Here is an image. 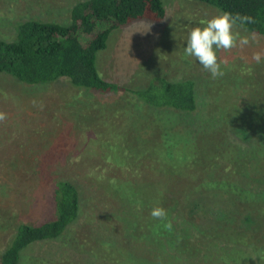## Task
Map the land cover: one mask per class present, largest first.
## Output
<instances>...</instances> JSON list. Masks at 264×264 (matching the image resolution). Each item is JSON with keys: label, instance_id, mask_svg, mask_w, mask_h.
I'll list each match as a JSON object with an SVG mask.
<instances>
[{"label": "rangeland", "instance_id": "374dc122", "mask_svg": "<svg viewBox=\"0 0 264 264\" xmlns=\"http://www.w3.org/2000/svg\"><path fill=\"white\" fill-rule=\"evenodd\" d=\"M74 1L0 0V37L12 38L15 23L31 17L67 22ZM162 2L164 18L134 19L113 29L107 45L96 53L98 72L127 86L125 90H81L64 77L25 84L0 72V111L7 114V119L0 122V131L7 129L9 138L21 141V150H14L18 160L34 165L44 157L50 171L69 174L81 191V208L75 221L59 236L36 240L22 248L16 264H260L253 254L260 247H256L257 241L247 239L252 235L245 233L237 237L238 242L226 238L209 241L200 239L197 233L193 239L185 237V227L173 226L165 236L168 243L161 245L159 232L165 230L161 227L157 233L156 220L150 215L161 191L155 182L163 180L178 186V177H184L185 182L194 177L203 181L206 171L200 170L203 162L198 158L203 156L207 161L218 151L235 155L234 149L228 148L229 140L243 146L252 143L250 163L244 168L252 169V176L255 171L264 172V139L258 143L262 128L256 129L260 124L253 122V129L227 125L231 118L244 116L243 112L253 120L264 116V61L257 64L252 60L255 51H264V35L255 33L256 41L244 49L218 52L228 63L223 67L225 74L213 79L195 58L184 55V48L191 29L203 26L202 21L221 11L198 0ZM247 33L253 32L247 29ZM153 75L171 80L192 77L199 113L140 105L131 90L144 87ZM237 104H244L242 110L236 108ZM82 124H89L91 134H85L84 144L75 151L82 137L75 133ZM226 125L229 128L224 133ZM163 137L171 139L169 149L163 148L167 145ZM74 139L79 140L69 144ZM59 140L66 142L55 151ZM5 144L8 146L4 148L16 147L14 142ZM173 146L170 154L167 150ZM58 148L64 150L65 158ZM193 154L194 159L188 162ZM240 166H244V159ZM27 176L11 182L10 200L32 201L40 218L49 216L51 204L37 192L39 179H33L32 172ZM113 179L115 196L100 184ZM252 184L258 186L253 179ZM196 189V194L186 197L182 214L203 228L212 225L213 219L206 220L202 209L208 213L212 210V215L222 219H235V215L236 221L243 219L242 214L231 213L236 205L230 192ZM193 201H199L195 210L190 209ZM120 204H126L125 211L118 209ZM4 238V231H0V251Z\"/></svg>", "mask_w": 264, "mask_h": 264}, {"label": "trees", "instance_id": "16d2710c", "mask_svg": "<svg viewBox=\"0 0 264 264\" xmlns=\"http://www.w3.org/2000/svg\"><path fill=\"white\" fill-rule=\"evenodd\" d=\"M198 1L209 4L221 12L228 11L253 17L255 23L246 24L244 27L249 31L264 35V0ZM165 15L166 9L162 0H75L68 9L67 22L31 17L15 23L12 38L0 37V72L9 74L25 84L47 83L64 77L70 84L81 90L102 93L125 90L127 86L103 77L98 72L97 51L107 45V38L113 29L134 19L161 20ZM131 91L141 101L140 105L160 110L174 109L196 115L199 113L200 104L195 80L192 77L171 80L163 75H153L144 87ZM261 98L264 100V96ZM242 105L244 104H237L236 108L242 110ZM243 113L244 116L231 118L227 125L246 126V128L253 129L255 128H252L253 122L259 123L256 129H262H259L258 143L262 142L264 116L253 120L247 118L245 112ZM240 114L242 115V112ZM82 126H79L80 130L75 133L76 135L82 134L78 148H74L75 151H78L84 144L85 134H91L89 124H82ZM9 137L7 129L0 131V231H4L5 237L3 239L5 243L0 251V264H16L22 248L31 242L59 236L75 221L81 208L80 188L69 174H62L59 170L50 171L46 162H43L44 157L34 161V165L29 160H18L14 150H21L23 145L17 138ZM162 139L167 144L166 147L164 145L162 147L169 149L172 146L171 139L166 137ZM78 140L74 139L69 144ZM8 142H14L16 147L13 145V149L10 146L4 148L3 146ZM64 142L60 140L55 142V151L56 146ZM228 148L234 149L235 155L218 151L212 154V158H208L207 161L202 160L203 156L198 158L203 162L200 170L206 171L203 181L201 177H194L185 182L184 177H178L177 180H182V182L176 180L175 184H179L178 186L167 184L163 180L153 183L161 191L152 206L164 207L168 211V218L173 226L185 227L182 228L185 237L191 239L197 233V237L200 239L203 237L209 241L226 238L238 242L237 237L241 238V233L252 235V238L247 239H252V242L257 241L256 247H260L255 250L257 253L253 252V254L260 264H264V172L261 173L258 170L252 176V169L244 168L250 163L248 160L252 155L250 152L252 143L249 146H243L229 140ZM173 149L174 146L171 151H167L171 154ZM63 151L59 149L62 157L65 158L67 155H64ZM193 159L194 154L187 160L191 162ZM243 159L244 166L241 168ZM222 169L226 172L220 173ZM28 172H32L33 179H39L37 180V192L46 196L51 204L49 216L40 218L32 201H29V204L27 202L16 203L14 202L16 199L13 200L12 197L10 200L9 198L13 188L11 182L21 176L28 177ZM114 179L109 184L108 182L100 183L102 189H110L112 196H115L112 189L116 186ZM252 179L258 184L255 188ZM198 187L205 188V193L220 190L230 192L233 204L236 205L235 210L231 209V213L234 215L238 212L239 215L242 214L243 219L236 221L235 219L238 218L236 215L235 219L230 217L222 219L215 214L212 215V210L208 213L206 209H202L206 220L213 219L212 225L203 228L201 223H196L194 219L183 215L182 206L187 201L186 197L196 194L194 190ZM17 189L21 191V187ZM197 202L193 201L190 209L195 210L198 207ZM120 205L118 209L125 211L126 204ZM40 208L43 209L42 205ZM222 222L224 223L223 228ZM154 224L158 225L160 221L156 220ZM159 233L162 236L161 245L168 243L165 237L167 231ZM173 236L171 237L172 243L176 239V236ZM239 243L246 244L245 241ZM247 243L251 242L247 241Z\"/></svg>", "mask_w": 264, "mask_h": 264}, {"label": "clouds", "instance_id": "9594fccd", "mask_svg": "<svg viewBox=\"0 0 264 264\" xmlns=\"http://www.w3.org/2000/svg\"><path fill=\"white\" fill-rule=\"evenodd\" d=\"M249 23H255L253 17L228 11L202 21L203 26H196L189 32L184 55L195 58L213 79L222 77L225 74L223 67L227 66L228 61L227 58L221 59L218 52L230 53L233 49H244L255 42L256 34L247 33L244 27ZM240 29H244L246 34H242ZM252 60L257 64L264 61V51H255ZM6 119L7 114L0 112V122ZM150 215L154 220L160 221L156 226L157 233L161 227L172 232L173 223L164 207H154Z\"/></svg>", "mask_w": 264, "mask_h": 264}]
</instances>
